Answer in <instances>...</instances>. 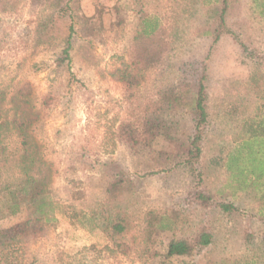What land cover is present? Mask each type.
<instances>
[{"label":"rangeland","instance_id":"rangeland-1","mask_svg":"<svg viewBox=\"0 0 264 264\" xmlns=\"http://www.w3.org/2000/svg\"><path fill=\"white\" fill-rule=\"evenodd\" d=\"M56 1L0 0V111L8 118L0 183L16 185L26 170L47 185L58 205L54 223L29 222L17 259L23 264H154L165 255L171 233L155 238L157 256L145 254L142 218L149 210H173L182 221L178 235L191 237L199 226L212 234L211 243L193 257L174 261L264 264V211L258 201L263 190L232 177L225 165L242 130L264 120V100L251 86L253 75L264 73V19L255 1L228 0L226 15L227 27L254 53L252 60L230 37L213 44L203 32L209 5L217 0ZM99 6L105 8L103 30L90 33L84 21L98 16ZM140 8L160 23L166 43L161 57L141 71L131 64ZM201 63L208 119L195 166L200 174L193 177L175 163L165 140L157 139L151 148L131 147L116 132L132 113L155 101L159 89L189 79L190 67ZM231 106L233 115L221 111ZM175 123L171 134L182 142L191 123L185 115ZM16 131H25L27 153ZM117 168L135 184L121 206L132 222L126 255L107 251L103 235L82 228L76 218L102 205ZM196 191L210 197L207 208L192 200ZM224 203L234 210L222 212L218 204ZM24 221L21 215L5 217L0 201V227Z\"/></svg>","mask_w":264,"mask_h":264},{"label":"trees","instance_id":"trees-1","mask_svg":"<svg viewBox=\"0 0 264 264\" xmlns=\"http://www.w3.org/2000/svg\"><path fill=\"white\" fill-rule=\"evenodd\" d=\"M60 0L56 1V4ZM218 3L209 5L207 28L203 31L216 44L221 36L226 35L236 43L247 58L253 59L254 53L239 37L231 31L226 24L228 0H217ZM259 15L264 19V0H254ZM105 8L99 6L97 15L85 19V27L88 32L97 34L103 30L102 11ZM116 11L117 9H113ZM138 23L132 39V66L136 70H143L155 63L166 49V43L162 36L163 30L160 23L147 17L140 8L136 12ZM68 48L63 52L68 54ZM206 65L201 63L190 67L189 79L177 84L168 85L159 89L156 100L132 113L129 118L117 128V137L127 142L131 147L151 148L157 139L168 142L172 149L176 164L186 167L191 175L196 173V164L201 156V141L204 134V126L208 119L207 92H206ZM252 94L264 100V73L257 71L251 78ZM247 87V86H246ZM259 94V95H258ZM263 107V108H262ZM235 106L221 110L226 115H233ZM264 109V102L261 105ZM185 115L191 123V133L178 142L171 134L175 120L178 116ZM264 120L257 124H250L248 129L242 130L236 142V148L226 156L225 165L232 177L245 181L248 180L249 188L261 189L263 192L258 197L261 212L264 211ZM178 124V122H177ZM176 124V125H177ZM8 125V118L0 111V160L6 152L4 129ZM255 126V128H253ZM250 131V132H247ZM260 132V133H258ZM16 136L23 153H27V141L25 131H16ZM28 157V155H27ZM216 164L218 160L214 161ZM219 164V163H218ZM119 173L111 174V180L105 188V199L102 205H97L87 214L76 216L77 224L87 231L97 230L106 242H109L107 251L117 255H126L130 252V246L126 242V236L132 228V222L128 213L121 206L124 203L126 193L135 191V184L130 176L117 168ZM0 201L4 209L5 217L24 216L25 221L8 227H0V264H23L14 255L18 249L20 237L28 230L29 222L43 221L54 223V214L57 203L48 195L47 185L38 178L33 177L24 170V177L16 184L0 183ZM201 208L209 206L210 197L196 191L192 199ZM222 212L234 210L231 204H218ZM264 218V212H263ZM182 226L179 213L176 211L153 212L147 211L142 218V240L145 254L157 256L152 249L160 233H171L167 243L166 253L154 264H192L186 261L176 262L174 259L191 258L201 248L208 246L212 240V234L205 226H199L191 237L178 235ZM208 261L206 264H209ZM213 264H221L213 263Z\"/></svg>","mask_w":264,"mask_h":264}]
</instances>
